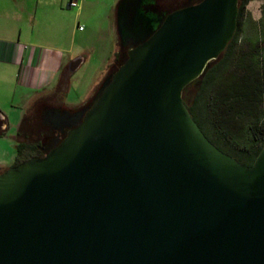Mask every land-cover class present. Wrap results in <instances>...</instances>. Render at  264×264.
I'll list each match as a JSON object with an SVG mask.
<instances>
[{
	"label": "water",
	"instance_id": "95a60500",
	"mask_svg": "<svg viewBox=\"0 0 264 264\" xmlns=\"http://www.w3.org/2000/svg\"><path fill=\"white\" fill-rule=\"evenodd\" d=\"M127 58L66 136L0 172V264H264V145L251 164L220 149L184 101L232 40L239 0H202L134 32Z\"/></svg>",
	"mask_w": 264,
	"mask_h": 264
},
{
	"label": "trees",
	"instance_id": "16d2710c",
	"mask_svg": "<svg viewBox=\"0 0 264 264\" xmlns=\"http://www.w3.org/2000/svg\"><path fill=\"white\" fill-rule=\"evenodd\" d=\"M248 1L240 0L237 29L226 49L184 88L183 97L214 144L251 164L264 145V27L252 34L242 30L240 17ZM123 58L119 52L117 59L123 62L127 55ZM64 86L59 82L51 93H37L33 97L18 127L14 164L47 152L46 146L54 134L43 123L41 111L47 106L46 101L64 93ZM0 113L3 114L1 109ZM5 121V126L0 127L1 136L8 129Z\"/></svg>",
	"mask_w": 264,
	"mask_h": 264
},
{
	"label": "crops",
	"instance_id": "0c3cea01",
	"mask_svg": "<svg viewBox=\"0 0 264 264\" xmlns=\"http://www.w3.org/2000/svg\"><path fill=\"white\" fill-rule=\"evenodd\" d=\"M120 1L115 0L110 28L113 55L120 51ZM69 2L0 0V109L6 123L11 116L7 110L15 104L25 102L27 108L37 93L55 89L65 69L74 72L85 64L87 55L73 48L76 28H71L69 11L64 7H70ZM9 164L0 157V171Z\"/></svg>",
	"mask_w": 264,
	"mask_h": 264
},
{
	"label": "rangeland",
	"instance_id": "374dc122",
	"mask_svg": "<svg viewBox=\"0 0 264 264\" xmlns=\"http://www.w3.org/2000/svg\"><path fill=\"white\" fill-rule=\"evenodd\" d=\"M160 1L162 2V0L157 2ZM164 2L163 5H156L151 9L152 11H146L145 16L151 17L154 13H162L166 8L180 5L184 1L164 0ZM114 5L115 0H80V6L74 7H67L65 4L64 7L69 11L70 26L73 29L76 28L73 48L77 51L76 53H85L87 60L74 72L69 69L62 72L59 82L65 84L63 91L66 95L58 93L54 99L46 101L47 106L41 111L42 119L46 116L48 108L76 109L87 104L89 100L94 99L99 86L107 76L118 67L121 59H117V54H112L113 42L110 35ZM240 20L241 28L246 34L262 29L264 27V0H249L242 10ZM118 43L120 55L124 59L123 57H126L124 52L127 48L134 46V41L126 40L120 32ZM28 107L26 108L25 102H19L7 110L11 111V116H9L6 133L3 136L0 135V157L6 158L10 164L15 162L17 131L22 115ZM3 120H6L5 116L0 113V127L5 126Z\"/></svg>",
	"mask_w": 264,
	"mask_h": 264
},
{
	"label": "flooded vegetation",
	"instance_id": "af4514ba",
	"mask_svg": "<svg viewBox=\"0 0 264 264\" xmlns=\"http://www.w3.org/2000/svg\"><path fill=\"white\" fill-rule=\"evenodd\" d=\"M157 1L158 0H142L141 5L139 7L141 12L138 13L137 17L134 19V22H133L135 25L134 26V32H136L137 34L147 33V31H149L151 29L152 22L156 23L164 15H167L174 10L199 3L202 0H183L184 2L182 4L177 5V6H173V7H169L168 9L166 8L162 13H159V14L154 13L151 17L145 16L146 11L150 12V10L152 8H155L156 5L165 4L164 0H162V2L160 1L159 3ZM239 5H240V0H239ZM129 39L133 40L134 41L133 44L136 45L137 40H138L137 35L136 36L130 35ZM125 48H127V46H125ZM129 48H131V47H129ZM129 48H127V50L124 52V55L125 54L127 55ZM112 74H113V72H112ZM112 74L107 76V78L104 80V82L99 86V89L111 77ZM99 89H98V91H99ZM96 95L94 96V99H95ZM94 99L89 100L87 102V104L83 105L80 108L78 107L76 109H70V108H64V107L48 108V110L46 111V114H45L46 116L43 119V123L45 125L49 126V128L52 130L54 136H53V140L46 146V150H48L57 141L63 139L66 136L67 131L70 129V127H68V126H66L64 129L62 127L54 126L53 124L55 122V119H54L55 116L53 117V114H50L49 112L53 111V109H60V110L70 109L72 111V113H76L77 111L87 109L90 106V104L93 102Z\"/></svg>",
	"mask_w": 264,
	"mask_h": 264
},
{
	"label": "built area",
	"instance_id": "2783aa9c",
	"mask_svg": "<svg viewBox=\"0 0 264 264\" xmlns=\"http://www.w3.org/2000/svg\"><path fill=\"white\" fill-rule=\"evenodd\" d=\"M69 5L70 7L80 6V0H70Z\"/></svg>",
	"mask_w": 264,
	"mask_h": 264
}]
</instances>
